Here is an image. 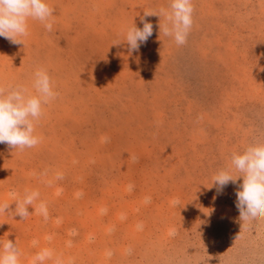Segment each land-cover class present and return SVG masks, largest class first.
<instances>
[{
	"label": "rangeland",
	"instance_id": "1",
	"mask_svg": "<svg viewBox=\"0 0 264 264\" xmlns=\"http://www.w3.org/2000/svg\"><path fill=\"white\" fill-rule=\"evenodd\" d=\"M47 2L51 32L29 20L24 45L0 37V86L35 94L43 68L58 93L38 145L0 143V241L17 243L20 264L45 248L43 264H264V218L236 207L243 178L213 183L232 153L264 142V0H192L184 45L145 17L153 34L131 52L127 30L169 0ZM25 190L47 220L32 206L14 215Z\"/></svg>",
	"mask_w": 264,
	"mask_h": 264
},
{
	"label": "clouds",
	"instance_id": "2",
	"mask_svg": "<svg viewBox=\"0 0 264 264\" xmlns=\"http://www.w3.org/2000/svg\"><path fill=\"white\" fill-rule=\"evenodd\" d=\"M192 0H169L168 8H161L159 14L154 11H144L141 17L143 28L136 25L130 27L126 33L129 51H136L141 44L147 42L153 34V24L145 17L158 15L165 23L159 25L160 32L174 38L177 45H184L193 25ZM29 20L41 22L48 32L53 29L54 9L47 0H0V37L12 44H23L22 38L29 35ZM120 43H114L118 45ZM32 87L35 94L22 84L11 88L0 86V143L23 151L33 148L40 143V137L35 135V124L43 115V108L54 100L58 93L54 91V83L46 69H37L34 73ZM233 172L239 175H233ZM242 177L236 196V207L242 221L264 218V142L249 145L242 153H232L230 167L219 170L213 177V183L219 192L230 182L236 183ZM57 179H62L58 174ZM15 199L14 215L26 219L30 215L32 206L36 214L48 219L47 203L41 201L38 205L40 193L38 190H25L23 197L15 192L11 194ZM174 203H179L174 201ZM10 210V205L0 202V214ZM50 239V237H49ZM36 241H33L35 244ZM71 242H69V245ZM21 251L16 242L8 239L0 241V264H20ZM52 258L50 249H42L33 257V264H43ZM56 264H61L57 259Z\"/></svg>",
	"mask_w": 264,
	"mask_h": 264
}]
</instances>
